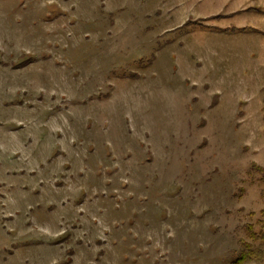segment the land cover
Returning a JSON list of instances; mask_svg holds the SVG:
<instances>
[{"label":"rangeland","instance_id":"374dc122","mask_svg":"<svg viewBox=\"0 0 264 264\" xmlns=\"http://www.w3.org/2000/svg\"><path fill=\"white\" fill-rule=\"evenodd\" d=\"M258 167L264 0H0V264H264Z\"/></svg>","mask_w":264,"mask_h":264},{"label":"trees","instance_id":"16d2710c","mask_svg":"<svg viewBox=\"0 0 264 264\" xmlns=\"http://www.w3.org/2000/svg\"><path fill=\"white\" fill-rule=\"evenodd\" d=\"M253 10L260 11V8H253ZM257 169L262 171V177L264 179V169L261 168V167H258ZM263 216H264V212H263ZM246 257L247 256L240 257L234 264H243L245 262V260H246Z\"/></svg>","mask_w":264,"mask_h":264}]
</instances>
